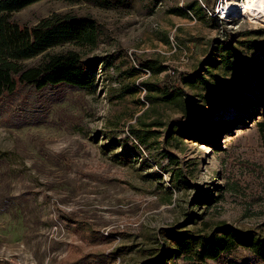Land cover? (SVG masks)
<instances>
[{
	"label": "rangeland",
	"instance_id": "obj_1",
	"mask_svg": "<svg viewBox=\"0 0 264 264\" xmlns=\"http://www.w3.org/2000/svg\"><path fill=\"white\" fill-rule=\"evenodd\" d=\"M246 1L39 0L13 14L27 26L55 12L90 16L100 35L93 46L50 50L97 60L94 92L17 83L0 96V205L7 206L0 207V264H69L89 253L112 255L110 264H140L162 248L160 229H191L192 213L211 226L264 235V115L257 102L264 100V17L244 14ZM222 45L242 58L239 68H225ZM144 62L163 69L145 75L138 70ZM196 72L228 91L233 85L256 106L182 82ZM141 82L178 86L184 102L154 100L161 93L146 86L126 91ZM210 123L219 126L216 146L195 137ZM130 129L155 135L124 164L110 157L123 150L120 143L111 151L104 145L109 137L131 145ZM199 192L216 199L191 204Z\"/></svg>",
	"mask_w": 264,
	"mask_h": 264
},
{
	"label": "trees",
	"instance_id": "obj_2",
	"mask_svg": "<svg viewBox=\"0 0 264 264\" xmlns=\"http://www.w3.org/2000/svg\"><path fill=\"white\" fill-rule=\"evenodd\" d=\"M37 1L39 0H0V96L13 93L17 83L33 86L37 91L66 86L86 90L90 93L94 92L97 60H84L79 52L71 49L58 52H51L50 50L68 43L79 46L95 45L100 35V24L90 16H75L56 12L41 18L31 26L21 25L14 20L13 14L15 12ZM198 9L203 8L199 6ZM175 12L179 15H187L186 11L181 8L175 9ZM254 45L259 46L258 44ZM218 50L222 52L221 62L225 68H239L238 64L242 58L236 55L235 51H232V47L222 45ZM38 56L41 57L38 62L26 63V61ZM215 64L216 61H209L210 66L213 67ZM138 68L140 72L145 68H150L155 72L163 69L160 65L154 67L147 62L141 63ZM215 79L218 84H228L227 86L231 87L227 80L219 77H215ZM182 82L190 86L201 83L210 93L233 105H236L234 98L248 102L250 107L256 106L255 104L258 102V110L264 115V100L256 102L247 99L245 101L246 97L238 92L233 85L232 91H228L227 88L209 83L199 72L183 76ZM140 86H146L149 90H158L161 95L160 97H153L154 100L184 102L183 94L179 90L180 87L175 85L174 87L165 82L163 85L136 83L133 88L127 87L126 91L139 90ZM146 98L151 97L146 95ZM194 115L199 117V114L194 113ZM199 119H204V117L200 116ZM258 123L260 126H264V119L259 120ZM153 124L162 123L156 121ZM173 124L178 126L176 122ZM224 125L225 129L230 128L232 122H227ZM200 129L197 134L193 133L197 138L196 140L209 142L216 146V139L220 134L219 126L210 123V126L200 127ZM130 130V135L135 139L131 145H127L125 139L116 140L115 137H109V141L104 145V150L111 151L112 145L121 144L120 146L123 147L121 152L110 154V157L117 162L124 164L134 162L140 155L141 148L145 146L146 141L155 135V132L151 130ZM180 133L186 134L185 132ZM152 176L159 175L154 172ZM215 199L214 196L199 192L195 194L191 204L208 205ZM0 207L5 211L7 206L2 204ZM189 216V220L193 224L191 229L184 228V225L160 229V236L163 239L162 248H155L149 253L148 251L151 249L146 250L150 257L140 264H208V261H221L225 264H247L248 256L244 255L245 252L251 256V260L255 264H264V235L257 230H241L224 222L211 226L202 221L200 214L192 213ZM200 222H203L202 226H197ZM112 258H114L112 255L89 253L69 264H110ZM179 260H182L183 263H179Z\"/></svg>",
	"mask_w": 264,
	"mask_h": 264
},
{
	"label": "clouds",
	"instance_id": "obj_3",
	"mask_svg": "<svg viewBox=\"0 0 264 264\" xmlns=\"http://www.w3.org/2000/svg\"><path fill=\"white\" fill-rule=\"evenodd\" d=\"M255 8L258 14L264 13V0H248L245 6V11H251Z\"/></svg>",
	"mask_w": 264,
	"mask_h": 264
},
{
	"label": "bare ground",
	"instance_id": "obj_4",
	"mask_svg": "<svg viewBox=\"0 0 264 264\" xmlns=\"http://www.w3.org/2000/svg\"><path fill=\"white\" fill-rule=\"evenodd\" d=\"M246 1V0H245ZM244 3V2H243ZM248 3V0L246 1V3H244V8H243V13L245 14H249L251 17H253L254 19L260 18V17H264V13L262 14H258L257 10L255 8L251 9V11H245V6ZM234 11V10H233Z\"/></svg>",
	"mask_w": 264,
	"mask_h": 264
},
{
	"label": "built area",
	"instance_id": "obj_5",
	"mask_svg": "<svg viewBox=\"0 0 264 264\" xmlns=\"http://www.w3.org/2000/svg\"><path fill=\"white\" fill-rule=\"evenodd\" d=\"M143 70L146 72V74H145V75H148V74H150V72H149L150 70H149V69H146V68H145V69H143Z\"/></svg>",
	"mask_w": 264,
	"mask_h": 264
}]
</instances>
